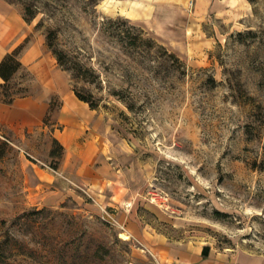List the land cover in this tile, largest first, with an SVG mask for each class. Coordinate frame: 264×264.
<instances>
[{"label": "rangeland", "instance_id": "rangeland-1", "mask_svg": "<svg viewBox=\"0 0 264 264\" xmlns=\"http://www.w3.org/2000/svg\"><path fill=\"white\" fill-rule=\"evenodd\" d=\"M11 1L30 60L0 104V264H158L159 245L264 264V0ZM64 91L108 146L57 158Z\"/></svg>", "mask_w": 264, "mask_h": 264}, {"label": "crops", "instance_id": "crops-1", "mask_svg": "<svg viewBox=\"0 0 264 264\" xmlns=\"http://www.w3.org/2000/svg\"><path fill=\"white\" fill-rule=\"evenodd\" d=\"M234 2L241 3L240 0H234ZM26 38L27 31L19 16L14 14L12 6L0 0V61L5 54ZM27 52L32 59L38 54L33 45L27 48ZM29 60L27 57L21 58L24 66L28 65ZM61 100L62 105L57 112V122L62 126V130L55 138L61 143L66 141L63 145L66 152H72L74 156H77L79 152L87 151L88 145H92L93 142L99 146H108L105 143L109 141L108 129L96 110H91L85 103L79 101L73 92H62ZM146 250L155 252L158 264H258V260L253 257L236 254L231 257L222 255L216 258L210 254V251L208 256L203 258V249H166L163 245H159L158 249Z\"/></svg>", "mask_w": 264, "mask_h": 264}, {"label": "trees", "instance_id": "trees-1", "mask_svg": "<svg viewBox=\"0 0 264 264\" xmlns=\"http://www.w3.org/2000/svg\"><path fill=\"white\" fill-rule=\"evenodd\" d=\"M4 1L10 5L14 4L11 0ZM35 17L36 12H33L29 7H24L23 19L26 23L31 22ZM46 39L47 47L51 50L54 42V33L49 32ZM29 42V38H26L23 44L19 45L13 51L5 54L0 61V104L12 105L17 99L24 98L26 96L27 90L25 88H18V85L14 82V80L19 74L26 72V68L21 62V54ZM52 53L56 57L58 65L63 67L64 65L62 63L61 54L55 50H52ZM64 70L68 69L66 68ZM74 95L79 101L87 104L91 110H96L97 105L90 101L87 97L81 95L77 91H74ZM52 142L57 147V158L60 159L62 157L63 147L56 139H53ZM208 252V247L203 248L202 257L206 258L208 256Z\"/></svg>", "mask_w": 264, "mask_h": 264}, {"label": "bare ground", "instance_id": "bare-ground-1", "mask_svg": "<svg viewBox=\"0 0 264 264\" xmlns=\"http://www.w3.org/2000/svg\"><path fill=\"white\" fill-rule=\"evenodd\" d=\"M124 239H127V237H125Z\"/></svg>", "mask_w": 264, "mask_h": 264}]
</instances>
